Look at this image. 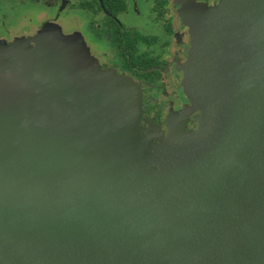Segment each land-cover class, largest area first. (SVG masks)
<instances>
[{"label": "water", "instance_id": "1", "mask_svg": "<svg viewBox=\"0 0 264 264\" xmlns=\"http://www.w3.org/2000/svg\"><path fill=\"white\" fill-rule=\"evenodd\" d=\"M175 4L186 112L154 153L140 87L60 28L0 44V264H264V0Z\"/></svg>", "mask_w": 264, "mask_h": 264}, {"label": "flooded vegetation", "instance_id": "2", "mask_svg": "<svg viewBox=\"0 0 264 264\" xmlns=\"http://www.w3.org/2000/svg\"><path fill=\"white\" fill-rule=\"evenodd\" d=\"M179 1L0 0V44H32L45 26L50 27L46 33L60 28L79 51L86 52L91 67L114 71L140 87L137 137L145 146L156 147L166 121L186 112V103L181 110L171 109L178 99L172 90L174 70L179 69L189 39L177 16ZM216 1L186 2L211 6ZM179 121L174 119L178 126L168 133L193 125L188 117Z\"/></svg>", "mask_w": 264, "mask_h": 264}, {"label": "rangeland", "instance_id": "3", "mask_svg": "<svg viewBox=\"0 0 264 264\" xmlns=\"http://www.w3.org/2000/svg\"><path fill=\"white\" fill-rule=\"evenodd\" d=\"M182 2H184V1H188V0H181ZM214 4H215V2H214ZM182 8V7H181ZM179 18V17H178ZM179 20H180V18H179ZM181 21V20H180ZM46 28H44V30H47V28L49 29L50 27L49 26H45ZM188 36H189V34H188ZM189 44V39H188V43H187V45ZM185 48H187V46L185 47ZM185 50V49H184ZM184 56V58H183V60H182V62H180V64H179V66H178V71H175L174 70V75H173V78H172V80H173V82H174V87H172V90L174 91V92H176L177 93V97H178V99L177 100H175L176 101V103H175V105H173L172 107H171V109H182L183 108V104L185 103V101H184V98H182V96L180 95V93H181V91H182V86H181V82H183L184 83V78H182L181 77V72H182V70H183V64H184V60H185V56H186V51H184V54H183ZM116 73V72H115ZM117 74V73H116ZM188 91H190V90H187V88L186 87H184V89H183V92H188ZM175 93V94H176ZM187 99L188 100H191L192 99V94L191 93H189V96H187ZM183 103V104H182ZM192 128V127H191ZM191 128H189V129H191ZM189 129H187V130H189ZM187 130H185V131H187ZM159 134L161 135V140L160 139H158V142H161V144H162V141H167V135H166V137L164 138V136H163V134L164 133H160L159 132ZM138 143H139V147H144V144H143V142L140 140H138ZM150 148V150H152V152L154 153V152H156L157 151V146L156 147H149Z\"/></svg>", "mask_w": 264, "mask_h": 264}, {"label": "trees", "instance_id": "4", "mask_svg": "<svg viewBox=\"0 0 264 264\" xmlns=\"http://www.w3.org/2000/svg\"><path fill=\"white\" fill-rule=\"evenodd\" d=\"M166 1H167V0H162L163 4H166ZM123 6H124V5H123Z\"/></svg>", "mask_w": 264, "mask_h": 264}]
</instances>
